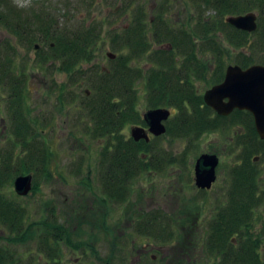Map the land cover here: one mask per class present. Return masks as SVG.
Masks as SVG:
<instances>
[{"label": "rangeland", "instance_id": "obj_1", "mask_svg": "<svg viewBox=\"0 0 264 264\" xmlns=\"http://www.w3.org/2000/svg\"><path fill=\"white\" fill-rule=\"evenodd\" d=\"M260 8L256 0H0V104L8 107V133H0V248L12 257L8 264H56L57 256L60 264H104L110 256L115 263L128 264L129 249L112 248L108 242L118 237L120 241L164 244L168 264H197V260L209 264L217 258L222 262V253L228 250L218 246V228L209 226L207 215L201 214L190 228L182 223V201L193 194L195 201L197 197L191 190L194 163L207 146L215 145L223 161L215 192L226 195L229 187L222 178L229 175L231 180L235 171L230 166L253 165L252 158L260 155L257 166L264 173V140L256 131L253 114L244 111L222 120L219 131L202 137V121L190 125L184 121L189 110L185 86L205 90L230 64H264V13ZM249 11L258 13V28L238 33L227 17ZM58 34L71 41L75 52L76 36L85 34L92 41L89 59H75L72 73L63 67L64 56L51 55L49 61L40 62L43 50ZM235 40L248 45L237 47ZM108 52L116 57H109ZM42 80L58 82L61 87L75 81L74 93L60 87L57 91L40 85L34 88ZM22 86L30 89L25 90L24 104L17 106V116L12 103L19 96L14 90ZM161 88L167 89L163 91L166 95ZM195 99L192 107L197 114L200 98ZM154 106L173 110L166 122L168 132L154 138L151 145L155 148L147 159L151 162L152 156H163L156 160L164 163L159 169L146 166L148 170L122 189V211L107 215V222L119 224L121 233L109 228L106 238L105 228H100L107 224L104 199L108 196L101 163L105 151L111 149L108 145L119 140L102 134L103 122L110 129L119 128L123 147L143 152L146 146L133 144L131 130ZM14 123L21 133L14 132ZM7 153L8 164L4 160ZM29 173L33 174L32 189L19 195L14 180ZM167 188L171 190L169 200L161 207L135 205L144 194H155L153 189ZM260 209L261 205L249 221L254 219L253 230L264 237ZM157 210L162 212L155 215L154 228L140 232L138 225ZM21 212L25 216L22 227ZM14 214L19 216L17 221ZM243 217L237 214L230 228L237 246L249 243L253 234L246 226L248 217ZM203 223L204 228H197ZM211 246L217 248L218 257ZM245 246L252 256L260 257Z\"/></svg>", "mask_w": 264, "mask_h": 264}, {"label": "flooded vegetation", "instance_id": "obj_2", "mask_svg": "<svg viewBox=\"0 0 264 264\" xmlns=\"http://www.w3.org/2000/svg\"><path fill=\"white\" fill-rule=\"evenodd\" d=\"M65 39L66 38H65L64 34H58L57 37L55 38V40H52L50 42L49 48L47 47L46 50H43L44 55H43L42 59L40 60V62L41 61L43 62L44 59L46 61L47 60L49 61L51 55L52 56L57 55L55 57H63L64 56L65 58H63V61L65 63H64L63 67L65 69L68 68L69 69L68 71L70 73H72L74 71L73 68H74L75 62H76V60H75L76 56L74 53L75 49L73 51L71 49L72 48L71 41H68V40L66 41ZM56 45L58 46V48H55ZM228 66H227V68H228ZM242 67L247 68L249 66H247V67L242 66ZM227 68L225 70L222 69V71H219L217 77L214 79L213 82L210 83V85L205 90L203 89V90L196 91L194 89V86H192V85L187 84L189 88L187 86H185V88H187L186 92L189 89V93L184 94L185 95V102L189 103L190 106L189 105L187 106V108L189 110H188L187 114H185L186 117H184V121H188V122L189 121L192 122L194 120L202 121V124H200L201 128L203 129L202 137L208 136L212 132L219 131L221 128L220 126L222 125L221 123L224 121L226 122V120H228L234 116H237L236 112H239V111H244L246 113L249 112V110L245 111V109L242 110V109L236 108L232 112H230L229 114H226V113L221 114L214 107L207 104V102L205 100V94L204 93H206L207 90L212 88L213 85L215 86L217 84L224 82V80L226 78ZM10 71L13 72L12 68ZM7 72H8V66H7ZM40 72L41 71H39V73ZM191 73H192V70L190 69L189 74H191ZM188 76H190V75H187V78H188ZM193 76H195L197 78V76H200V75H193ZM187 78H186V80H189ZM17 82H15V85H19V83L22 84V81H20L19 83H17ZM191 83L193 84L192 81H191ZM23 85H26V82L23 81ZM38 85L44 86L45 89L49 88V90L53 88L54 91H57V89L59 87L65 88V89H68V92L72 94V93H74L73 89L75 88L76 83H75V81H72V82H69L68 87H66V84L63 85V87H61V86H59L58 82H56L55 84L53 82L50 84H47L45 82V80H42V81L37 82V85L34 86V88H36ZM55 86H57V87L55 88ZM26 89L29 92L30 88L28 89V86L27 87L22 86L19 91H17L18 88H16V90H14L15 95L19 96V98L14 99L15 102L12 103V107L14 108V113L17 116L19 114V112H18L19 109L17 106L19 105V107H21L20 105L24 104L22 102H23V98H24ZM45 91H47V90H45ZM164 91H167V89ZM48 92H50V91H48ZM87 93H89V90L87 91ZM43 94H45V92H43ZM51 94H53V93H51ZM160 94H162V92H160ZM164 95H166V94H164ZM197 95L200 98V101L198 103L199 111L197 112V114H195V113H193L194 107H192V106H193V102L196 101L195 98H197ZM47 97H49V95ZM65 100L66 99H63L62 101L66 102ZM161 100H163V99L161 98L157 102H161ZM228 100H229L228 98L225 99V101H228ZM70 101L74 102L73 100H70ZM70 101L68 102V104L70 103ZM58 104H61V101H58ZM58 104L56 105L57 111L60 110L58 108ZM156 108H166V109L170 110L169 118L167 120H164V124L166 126V132L159 135V136H162V135L165 136V134L168 132V124L166 122L173 115V110L169 106L168 107H166V106H154L153 108H149L148 110L156 109ZM175 109H177V108H175ZM146 112H144V114H143L142 123H138L135 126H140L141 128H144L148 132L150 139L147 140L144 138V139H140L138 141L135 140V141L137 143L143 144L144 147L146 146L145 148H147V150L149 148L150 152H146L147 150L143 151V152L139 151V155L142 157V159L144 161L133 163L132 167L139 168L141 166H144L146 168V166H148L149 168L153 167V168L159 169L164 162L163 161H157L156 158L163 160V156L156 157V155H155V156H152L154 158V160H151V162L149 160H147L150 157V153L155 148L151 145L152 141L154 140V138H157L159 136L154 135L149 130L150 129L149 122L144 117ZM188 114H191L192 116H188ZM70 117H71V111H69V118ZM222 120H224V121H222ZM19 122H21V121H19ZM14 124H15V125H13L14 126V132H17L18 134L21 133L22 130H20L21 129L20 126L17 125L16 123H14ZM53 124H54V122H53ZM108 128L109 127L107 125V121L103 122L102 134L108 135L109 134ZM53 129L50 128L49 130L52 131ZM97 130H98V132H100L99 130H102V128L97 129ZM42 132H45V131H42ZM0 133H2V134L8 133V107L4 108L2 104H0ZM261 140H264V139H261ZM211 141H213V139ZM209 148L210 147L207 146V148L204 149L200 153V155H198V158L203 154H206V155L207 154H213V155L218 156L219 161H218V164L216 166V179L208 187L197 186V184H196V171H195V165H196L197 160L195 161L194 167H193L194 168V174L191 178V181H192L191 182V185H192L191 190L197 194V197H196V201H195L194 194H193L190 199H189V197H187V199H184V201H182V203H183V205L181 207L182 223L184 225L186 224V228H190L192 226V224L195 222L196 218H198L201 214H204V215L208 216V221H209L208 224L211 228H232L231 225L235 224L236 219H237V214L248 217V221H249V217H250L251 213L252 212L257 213L258 212L257 209H259V205H261L260 228L261 227L264 228V173H263L262 169L257 166L258 163L261 162V156L255 155L251 161V163L253 165L248 164L247 167H245L244 165H241V164L237 168L235 166H230V170H232L234 168V171H235V172H233V176L231 177V180H230L229 175L222 178V180L225 182L224 184L226 185V187H229V193L226 195H220L219 196L220 192H215V191H216L217 187H219L218 183H219L220 177H221L219 175L221 172L220 171V164H222V162H223L222 156H221V153L218 151V149L215 148V145H212L211 149H209ZM5 155H6V158L4 160L7 161V164H8V160H6L8 157V153ZM0 158H1V153H0ZM165 164H168V162H165ZM101 165H102V169L105 170V171H103V180H104L105 184L106 183L118 184L119 182H121L123 180V170L122 169H124V168H123L121 163L102 162ZM109 166L112 167L111 171L107 170V168L109 169ZM242 168L245 169L246 174H248L247 179H245L248 181H245L244 179H242V177L237 176V173H239L242 170ZM253 176H255V177H253ZM230 186H231V188H230ZM220 187L222 188V186H220ZM224 187L222 189H224ZM247 189H248V191L244 192ZM153 191H155L154 192L155 194H144V195H146V197H144L142 200H140V199L137 200L135 205L136 206L139 205V206L143 207V205H144L143 203H147L149 205V207L158 208V207H161L163 202L166 203L167 200H169V198H166V197H168V195L170 194V192H171L170 189H168V188L162 189V190H160V192H157L156 190L153 189ZM161 191H163V192L161 193ZM221 193L225 194V192H223V191H221ZM214 194L217 196H215ZM259 195H262V196L260 198H257L256 196H259ZM122 197H124V193H121V194L115 193L113 195L106 196L104 199L106 202V205H105L106 210L104 211V214L106 217L105 221L107 224L102 225L100 228H105L106 238H108V229L109 228H112L113 232L121 233V228H118L120 226L119 224H117L116 222L114 224H109L107 222V215L109 214L110 211H118V210L122 211V209H120V207L122 206V202L125 200ZM239 197H241V200ZM165 205H167V204H165ZM110 208H112V210ZM153 212L154 211H152V213ZM157 212L161 213L162 211L157 210L153 214L149 213L148 218L145 220V222L142 221L138 225L139 230L142 229V231H140V232L149 233V232H147V231H149L148 229L154 228L153 225L155 222L154 221L155 218H157V216H155L157 214ZM251 217H252V215H251ZM201 218H204V217H201ZM248 221L246 222L247 223L246 226H247V228H251L252 232H253V234L251 235L249 244L251 245V243L253 242L252 246H251L252 251H254L255 253H259L260 254V257H259L260 262H264V255L262 252V250L264 249L263 248L264 237L262 236V232L259 231L258 229L253 230V228L255 226L254 225L255 223L253 224L254 219L252 220L251 224H250V221L249 222ZM196 224H197V221H196ZM204 226L205 225L203 223L201 227H197V228H204ZM145 228H147V229H145ZM255 233L256 234L260 233V235H255ZM122 236L123 235L121 234V237ZM119 238L120 237H118L117 239L115 238L114 240H109L108 242L112 246V248L120 249V248H126L127 247L129 249L128 256H127V257H129V263L128 264H168L167 263L168 260H165L166 254L162 250L165 248L164 244L152 242L151 240L120 241ZM235 242L236 241H233L234 244H235ZM211 248H212L214 257H216V256L218 257L217 248L212 247V246H211ZM253 248H256V250H254ZM126 255L127 254H125V258H127ZM123 259H124V257H123ZM217 259H214L213 262L209 263V264H221V259H219L218 261H217ZM54 260H56V264H60L59 262L61 259L59 258V256L54 258ZM189 261H191V260H189ZM200 262H202V260H197V264H202ZM74 264H76V263H74ZM104 264H119V262L115 263V258H112L110 256V257L105 259Z\"/></svg>", "mask_w": 264, "mask_h": 264}, {"label": "water", "instance_id": "obj_3", "mask_svg": "<svg viewBox=\"0 0 264 264\" xmlns=\"http://www.w3.org/2000/svg\"><path fill=\"white\" fill-rule=\"evenodd\" d=\"M258 13L249 11L245 14L232 15L227 21L238 29L253 31L258 28ZM38 47V46H37ZM108 56L115 58L116 55L108 52ZM207 104L214 107L221 114H229L239 108L249 110L254 116L256 131L261 139H264V64H253L247 68L240 65H229L224 82L213 85L206 91ZM228 98V101L225 99ZM170 116V110L166 108L150 109L145 113V119L149 122L150 131L159 136L166 132L164 120ZM132 137L149 140V134L140 126H133ZM218 156L203 154L196 162V184L208 187L216 179V166ZM33 174H21L14 180L15 191L19 195L29 194L32 189Z\"/></svg>", "mask_w": 264, "mask_h": 264}, {"label": "trees", "instance_id": "obj_4", "mask_svg": "<svg viewBox=\"0 0 264 264\" xmlns=\"http://www.w3.org/2000/svg\"><path fill=\"white\" fill-rule=\"evenodd\" d=\"M216 1H224V0H216ZM256 1H257L258 5L261 7L260 10L264 13V0H256ZM234 29L238 33L247 34L246 31H242V30H239L237 28H234ZM85 34H83V36L82 35L76 36L77 39H75V40H77V49L75 52L77 62L82 60L83 58L89 59V57H90V56H88L87 53L89 51L88 50V47L90 46L89 44L92 41L89 40L87 37H85ZM234 43L237 47H244V45H248V44L242 45V43L240 41H237V40H235ZM55 48H58V46L56 45ZM160 90L162 92L164 91L163 88H161ZM163 93L166 94L165 92H163ZM117 119H119V118H117ZM190 122L191 121H189V122L187 121L186 124L190 125L191 124ZM112 123H115V122L112 120ZM109 135L116 136V138H117V140H119V142H117V144L116 143L115 144L110 143L108 145V147L111 149L109 151L106 149L107 151H105V154L103 155L102 162L121 163L124 169H122L123 170V180L121 182H119L118 184H110V183L105 184V186L107 188L106 194H108V195H113L115 193L121 194V193H125L124 190L122 191V189H125L126 184L130 180L133 181L134 179H136L138 176H140L144 171L148 170L149 168L148 167L145 168L144 166H141L139 168L132 167L133 163L136 162V160H137V162H142L144 160L141 159L139 152L138 151L136 152L135 149L131 150V149L123 147L122 143L120 142L119 128L115 129V130L109 128ZM133 144H135V145L137 144V142L134 139H133ZM243 168L239 173H237V176L242 177V179L245 180V179H247L248 174H246V170ZM111 169H112L111 166H109V169L107 168V170H109V171H111ZM138 170H139V173H138ZM253 177H255V176H253ZM245 181H248V180H245ZM247 191H248V189L245 190L244 192H247ZM14 216H15V221H17L18 217H19L18 214H14ZM24 217H25L24 213L21 212L20 217H19V222H20L21 227H22V223H23L22 218H24ZM243 218L245 219V216ZM25 228H26V226H25ZM22 229H24V228H21V230ZM217 233H219V235ZM217 233L215 234V236H217L216 242L219 243L218 246L221 247L222 249L228 250L227 252L222 253L221 264H260L259 257H256L254 255L252 256L250 254V251L248 250V247L245 246V245H247V246L251 247V245L249 243H246L245 245H242V246L241 245L237 246V244H238V242L236 241L237 238H234L231 236L232 231L230 230V228L229 229L228 228H218ZM218 239H219V241H218ZM233 241H236L235 244L233 243ZM226 243H227V245H226ZM213 245H215V244L213 243ZM212 247H214V246H212ZM233 247H236V249H235L234 253L231 254L230 249H232ZM8 261H12V257L11 256L8 257L7 250H5V249L1 250V248H0V264H8Z\"/></svg>", "mask_w": 264, "mask_h": 264}]
</instances>
